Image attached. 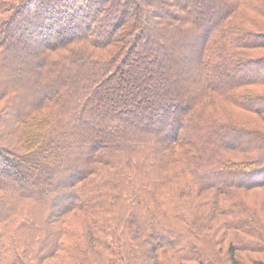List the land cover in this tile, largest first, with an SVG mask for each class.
<instances>
[{"label": "trees", "instance_id": "trees-1", "mask_svg": "<svg viewBox=\"0 0 264 264\" xmlns=\"http://www.w3.org/2000/svg\"><path fill=\"white\" fill-rule=\"evenodd\" d=\"M0 264H264V0H0Z\"/></svg>", "mask_w": 264, "mask_h": 264}, {"label": "rangeland", "instance_id": "rangeland-1", "mask_svg": "<svg viewBox=\"0 0 264 264\" xmlns=\"http://www.w3.org/2000/svg\"><path fill=\"white\" fill-rule=\"evenodd\" d=\"M253 258H254V259H257V257H256V256H253ZM257 260H258V259H257Z\"/></svg>", "mask_w": 264, "mask_h": 264}]
</instances>
